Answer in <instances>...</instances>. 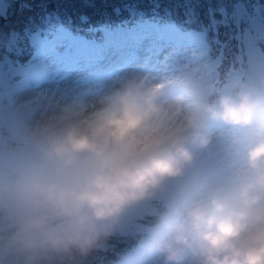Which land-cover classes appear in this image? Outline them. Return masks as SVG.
I'll return each instance as SVG.
<instances>
[{"label":"clouds","instance_id":"obj_1","mask_svg":"<svg viewBox=\"0 0 264 264\" xmlns=\"http://www.w3.org/2000/svg\"><path fill=\"white\" fill-rule=\"evenodd\" d=\"M131 68L0 111V264H86L150 207L152 264H264V73Z\"/></svg>","mask_w":264,"mask_h":264},{"label":"snow or ice","instance_id":"obj_2","mask_svg":"<svg viewBox=\"0 0 264 264\" xmlns=\"http://www.w3.org/2000/svg\"><path fill=\"white\" fill-rule=\"evenodd\" d=\"M20 12L24 29L45 48L59 44L75 53L60 60L68 70L82 57L102 62L110 50H119L123 63L156 66L168 49L196 43L195 27L218 33L232 24L222 0H30ZM257 26L264 29V15Z\"/></svg>","mask_w":264,"mask_h":264},{"label":"trees","instance_id":"obj_3","mask_svg":"<svg viewBox=\"0 0 264 264\" xmlns=\"http://www.w3.org/2000/svg\"><path fill=\"white\" fill-rule=\"evenodd\" d=\"M29 3L30 0H0V8L3 9L0 10V17L7 14V19H0V33H7L0 36V107L5 111L15 108L13 98L25 87L22 83L24 71L29 68L36 70V66L40 65L35 62L37 58L65 56L59 50L61 45L57 44L55 50H49L43 46L41 38H34L24 29L20 6ZM212 3L216 6V0ZM222 3L232 21L229 27L221 28L218 33L200 26L194 28L200 33L202 41L197 53L202 56L198 72L202 90L205 91L217 80L235 75L243 67H248V75L254 76L250 68L254 59L248 51L250 47L264 57V29L257 26L264 15V0H222ZM190 45L172 50L179 55ZM68 55L75 53L69 50ZM32 61L35 65L30 64ZM155 218L150 207L130 213L122 221L108 248L96 253L86 264H125L130 261L139 246L152 238L157 223Z\"/></svg>","mask_w":264,"mask_h":264},{"label":"rangeland","instance_id":"obj_4","mask_svg":"<svg viewBox=\"0 0 264 264\" xmlns=\"http://www.w3.org/2000/svg\"><path fill=\"white\" fill-rule=\"evenodd\" d=\"M199 45L200 42L194 43ZM198 48H189L185 51L183 50L179 55L174 54L172 49H168L164 56L161 57L160 62L156 66L142 64L140 62H130L123 63L120 58L119 50H110L108 54V59L102 62L91 61L88 62L84 57L80 59L79 64L71 70L61 69L60 60L61 55L56 56V58H38V66L36 70L44 68L46 74L43 78L38 77L39 71L29 68L28 71H24L22 79H29L30 77L35 78V82L31 84L30 89L23 90L14 100V105L20 104L23 100L28 99L32 96H36L42 93L51 92L54 89L65 87L68 85H74L81 89H90L100 82L106 80L112 74L125 71L131 68H141L146 71L161 73L164 75L176 74L181 70L182 66L188 64L189 66H195L199 71V66L202 61V56L197 55ZM61 50L64 52L66 50L61 46ZM250 56L253 57V66L250 68L253 70L254 75L257 72L264 73V57L258 50H254L253 47L248 49ZM33 67V66H32ZM35 67V66H34ZM199 75V72H198ZM200 76V75H199ZM8 87V86H7ZM0 111H5V109L0 107ZM156 219V218H155ZM153 219L152 221H154ZM149 241V240H148ZM147 241V242H148ZM152 244L144 243L142 250H149V254L145 257L143 261L138 264H152Z\"/></svg>","mask_w":264,"mask_h":264}]
</instances>
